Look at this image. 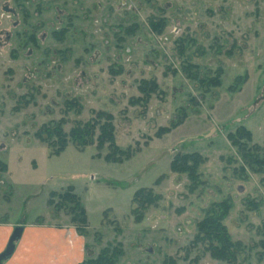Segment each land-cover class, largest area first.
<instances>
[{
	"label": "rangeland",
	"instance_id": "1",
	"mask_svg": "<svg viewBox=\"0 0 264 264\" xmlns=\"http://www.w3.org/2000/svg\"><path fill=\"white\" fill-rule=\"evenodd\" d=\"M98 111L129 158L71 139L53 153L38 136ZM241 126L252 138L236 144ZM184 156L192 175L172 169ZM140 188L159 196L142 219ZM68 190L86 208L85 233ZM223 200L242 244L232 262L193 243ZM38 219L73 224L85 260L109 247L112 264H264V0H0V221Z\"/></svg>",
	"mask_w": 264,
	"mask_h": 264
},
{
	"label": "trees",
	"instance_id": "2",
	"mask_svg": "<svg viewBox=\"0 0 264 264\" xmlns=\"http://www.w3.org/2000/svg\"><path fill=\"white\" fill-rule=\"evenodd\" d=\"M162 26H164L163 20L161 23L152 22V27L155 31H160ZM156 88H158V84L154 80L150 82L145 81L141 84V89L144 92H147V90L150 92ZM97 130L98 137L94 140ZM43 133L46 134V137H44L45 134ZM38 136L48 142V145L53 150V153H60L64 150L70 139L82 148L95 143V141H97V146L99 148H103L107 145L109 152L107 153L106 158L108 160L122 161L129 158L133 153V150L122 149L116 143L113 116L105 111H98L96 118L91 122L78 123L69 133H66L61 126V123H59L55 126H44ZM243 137H246L248 140H251L252 138V133L244 126L239 127L235 133L230 134V138L236 144H240ZM247 155H249L252 162L259 164L262 162L258 155L251 153H248ZM184 157L186 160L184 158H176L171 164L172 169L177 171H188L192 175L194 166L193 164H188L190 157ZM60 196L73 204L71 208L73 215L72 221L74 223H80L78 230L80 229V232L85 233L84 227L88 226V217L86 208L80 197L69 190ZM158 198L159 196L153 193L150 189L140 188L136 190L133 200L138 205V208L136 207L134 209V213H137V218L142 219L144 216V212L139 213L140 209L145 210L147 207L155 204ZM49 203H52V200H50ZM231 206L232 204L229 200L214 203L206 211L205 217L198 223L197 233L193 242L195 245L199 243L206 244V250L210 252L212 257L229 262L236 261L238 253L242 248L241 242H234L232 240L227 226L224 223ZM114 253L115 251L111 253L110 248L107 247L104 248L96 258H89L80 264H112L113 259L111 255ZM168 262L169 264H176V262L172 259Z\"/></svg>",
	"mask_w": 264,
	"mask_h": 264
},
{
	"label": "crops",
	"instance_id": "3",
	"mask_svg": "<svg viewBox=\"0 0 264 264\" xmlns=\"http://www.w3.org/2000/svg\"><path fill=\"white\" fill-rule=\"evenodd\" d=\"M14 228V224L0 221V253ZM87 249L86 237L73 224L38 219L24 223L13 255L3 264H80L87 256Z\"/></svg>",
	"mask_w": 264,
	"mask_h": 264
},
{
	"label": "water",
	"instance_id": "4",
	"mask_svg": "<svg viewBox=\"0 0 264 264\" xmlns=\"http://www.w3.org/2000/svg\"><path fill=\"white\" fill-rule=\"evenodd\" d=\"M23 231V224H18L15 226L6 248L0 253V264H3L5 260L9 259L13 255L16 249V241L22 237Z\"/></svg>",
	"mask_w": 264,
	"mask_h": 264
}]
</instances>
